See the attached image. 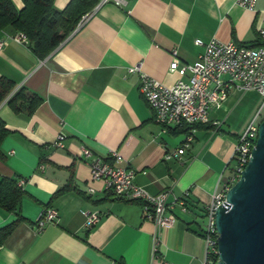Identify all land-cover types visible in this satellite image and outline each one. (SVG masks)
Segmentation results:
<instances>
[{"label":"crops","instance_id":"1","mask_svg":"<svg viewBox=\"0 0 264 264\" xmlns=\"http://www.w3.org/2000/svg\"><path fill=\"white\" fill-rule=\"evenodd\" d=\"M122 1L97 0L92 16L43 60L27 41L14 40L11 27L0 31V76L42 98L31 116L0 104L9 130L0 143V178L16 179L23 192L22 220L0 243V264H204L205 208L246 129L230 119L235 89L222 107L209 110L210 121L195 128L185 152L167 159L188 133L155 120L138 91L140 74L165 86L185 80L169 69L172 53L179 65L195 62L204 51L195 40L254 45L264 0L254 11L235 0ZM69 2L53 0V6L62 10ZM131 66L139 71L129 72ZM60 133L62 149L54 145ZM82 146L115 167L132 168L134 182L151 195L164 190L172 200L189 191V210L175 204L171 227L156 228L138 201L115 198L91 177ZM66 183L72 188L54 196ZM52 207L57 219L38 232L39 214ZM92 210L102 218L87 230L82 212ZM16 218L0 208V227Z\"/></svg>","mask_w":264,"mask_h":264},{"label":"built area","instance_id":"2","mask_svg":"<svg viewBox=\"0 0 264 264\" xmlns=\"http://www.w3.org/2000/svg\"><path fill=\"white\" fill-rule=\"evenodd\" d=\"M113 1L118 6L123 4L122 0H101V3ZM257 0H235L237 5L251 11L255 10ZM93 11L86 12L77 26H82L84 22L92 16ZM260 44L256 47L241 46L234 41L229 43L210 39L205 43L195 40L199 46L203 47V52L197 60L191 64L179 65L176 52H173V60L169 69L186 75L185 80H179L175 84L163 85L161 82L150 78L145 73L140 74L138 91L154 111L155 120L163 127H178L183 123L194 125L201 122H209V110L219 109L228 97L232 89L245 92L253 89L261 97V103L246 125V129L241 132L234 147L231 160L233 161L228 173L219 181V185L212 196V200L206 206L205 215L207 224L202 231L205 240L206 251L204 264H215L218 259V232L215 227V209L221 205L226 196V192L239 178L242 170L246 169L251 149L257 142L260 122L264 119V9L260 12L259 24L256 27ZM17 43L26 42L24 34L17 33L13 36ZM3 40L0 38V49L3 47ZM129 72L139 71V66H131ZM215 126L220 122L213 121ZM195 128L187 134L181 147L175 152L168 153L170 157H178L192 144V133ZM65 134L60 133L54 142L55 147L62 149L65 147L63 140ZM81 155L87 161L90 168L91 177L104 182L107 191H110L115 198L127 201H138L141 204L143 215L151 219L156 228L171 227L174 222L172 209L174 205L182 212L189 210L187 200L189 191H185L180 197L170 199V192L160 191L151 195L145 188L139 187L134 182L135 171L132 168L115 167L107 158H100L92 154L91 150L81 147ZM111 157H116V152L111 153ZM92 190H90L91 192ZM85 216L84 226L87 230L101 220L102 214L98 210L82 212ZM58 217L55 208H44L36 221V229L39 232L45 226L51 225ZM158 240L155 239V247ZM164 264H168L163 262Z\"/></svg>","mask_w":264,"mask_h":264},{"label":"trees","instance_id":"3","mask_svg":"<svg viewBox=\"0 0 264 264\" xmlns=\"http://www.w3.org/2000/svg\"><path fill=\"white\" fill-rule=\"evenodd\" d=\"M21 1L23 6L18 9L12 0H0V31L6 27H11L16 33L24 34L31 51L41 60L45 59L62 41L70 36L84 13L97 3V0H70L64 9L56 10L53 6V0ZM260 43L259 38H257L254 45H243L256 47ZM5 101L15 113L31 116L35 112L34 109L41 103L42 98L35 92H29L25 87L16 89L13 80L0 76V104ZM206 125L207 123L202 124L201 122L194 123V125L183 123L173 130L177 133H190L192 129ZM8 133L9 130L0 118V143ZM71 188V183H66L56 190L54 196H60ZM22 195L23 192L16 179L0 178V208L6 213L17 215L12 223L0 227V243L11 234L15 225L22 220L18 211ZM189 203L188 199L187 207Z\"/></svg>","mask_w":264,"mask_h":264},{"label":"water","instance_id":"4","mask_svg":"<svg viewBox=\"0 0 264 264\" xmlns=\"http://www.w3.org/2000/svg\"><path fill=\"white\" fill-rule=\"evenodd\" d=\"M246 169L215 209V264H264V119Z\"/></svg>","mask_w":264,"mask_h":264},{"label":"rangeland","instance_id":"5","mask_svg":"<svg viewBox=\"0 0 264 264\" xmlns=\"http://www.w3.org/2000/svg\"><path fill=\"white\" fill-rule=\"evenodd\" d=\"M261 103V97L253 89L241 92L240 90L232 91V105L230 107V119L233 118L237 123L246 125L251 120L253 115H256V111ZM203 222L207 224V218H203Z\"/></svg>","mask_w":264,"mask_h":264}]
</instances>
